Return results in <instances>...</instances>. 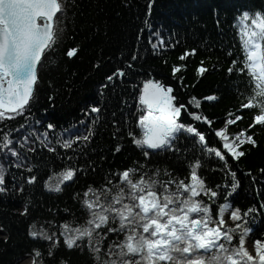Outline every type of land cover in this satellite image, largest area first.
<instances>
[{"label":"trees","instance_id":"trees-1","mask_svg":"<svg viewBox=\"0 0 264 264\" xmlns=\"http://www.w3.org/2000/svg\"><path fill=\"white\" fill-rule=\"evenodd\" d=\"M66 8L65 15L58 14L64 31L58 33L57 43L38 67L39 79L29 105L14 119L0 121V137L11 132V148L19 154L14 157L7 150L0 151V173L5 177L0 185L5 189L0 192V264H20L28 256H33L36 264H93L87 249H68L60 232L65 223L76 227L86 220L82 202L89 186L99 187L110 173L144 162L141 150L128 135L130 131L140 134L137 105L143 81L152 78L171 86L185 105L193 96L198 98L201 107L192 105L188 111L207 116L213 124L195 122L187 112L182 113L181 122L194 124L205 133L210 146L222 151L215 130L234 115L243 119L228 131L248 129L257 114V110H239L249 94L247 75L237 70L229 75L227 69L232 60L244 59L242 30L253 27L249 24L254 14L264 16V0H66ZM245 12L248 21L242 19ZM71 48H77L78 53L69 58L66 53ZM192 49H196L195 55L178 59ZM202 60L208 71L200 76L196 70ZM173 65L182 66L175 77ZM117 69L123 70L124 76L109 82L107 77ZM210 95L217 99L204 100ZM94 106L101 109L98 116L89 114ZM229 112L234 115L229 117ZM49 123L55 128L49 130ZM89 128L94 135L88 142L74 143L71 149L56 143L61 137L86 135ZM18 131L23 136H18ZM45 132L55 152L40 143ZM248 134L254 135L259 146H242L245 156L238 161L228 159L239 182L228 202L242 211L256 209L248 226L253 229V240H264V172L260 171L264 169V126L258 125ZM176 147L179 153H153L149 167L167 168L171 178H184L189 175L187 165L199 157L202 167L198 174L208 186H221L215 205L224 203L232 179L222 171L224 163L214 154L202 157L198 144L186 134L178 137ZM5 162L11 164L6 167ZM69 166L83 171H77L73 181L61 184V191L50 190L57 184L58 174ZM33 176L35 181L29 183ZM168 178L162 171L159 179ZM25 208L27 213L22 214ZM30 232L55 236L50 241ZM57 237L59 244L53 248ZM115 239L111 236L108 242ZM35 250L42 255L35 257Z\"/></svg>","mask_w":264,"mask_h":264},{"label":"snow or ice","instance_id":"snow-or-ice-1","mask_svg":"<svg viewBox=\"0 0 264 264\" xmlns=\"http://www.w3.org/2000/svg\"><path fill=\"white\" fill-rule=\"evenodd\" d=\"M66 11V0H0V121L14 119L29 105L39 79L37 67L42 64L46 53L54 48L58 33L64 31L58 14L65 15ZM248 18L249 13H243L242 19L247 21ZM251 25V29L245 27L241 34L244 59L232 60V66L227 69L229 75L237 70L248 77L245 83L249 94L245 97L246 102L239 106V110H257L248 129L239 131L230 139L227 126L235 125L243 116L229 112L228 116L234 115V118L227 119L225 128L214 133L224 151L210 146L205 133L198 127L181 122L182 113L187 112L195 122L209 127L213 124L207 116L188 111L192 105L196 109L201 107L198 98L193 96L185 105L173 94L171 86L154 79L143 81L137 105L140 134L130 131L128 135L141 150L144 162L137 161L122 171L110 173L99 187L89 186L84 191L82 206L88 214L86 220L76 227L65 223L60 232L68 249H87L93 264H264V240H255L254 254L245 246L246 238L253 231L248 226V218L256 209L242 211L228 202L239 183L236 172L228 167V159L238 161L245 156L242 146L258 147V141L248 131L258 125L264 126V16L254 14ZM152 47L156 49L157 44ZM77 53V48H71L66 55L71 58ZM195 54L196 49L185 51L178 59L184 61ZM136 58L133 55L132 60ZM203 65L202 60L196 70L200 76L208 71ZM181 71L182 66L173 65L174 77ZM124 74L123 70L117 69L107 80L111 82L114 77H123ZM240 94L244 95L243 92ZM216 99L215 95L204 97L206 101ZM100 112L101 109L94 106L89 114L98 116ZM47 128L52 130L55 126L49 123ZM181 134H186L198 144L202 157L210 158L214 154L224 163L222 171L232 178L231 192L224 197V203L215 205L221 186H208L206 179L198 174L202 167L199 157L187 165L189 175L184 178H171L172 173L167 168L149 167L153 153L180 152L176 144ZM92 135L94 132L89 128L86 135L69 136L67 140L61 137L56 143L71 149L74 143L88 142ZM27 139L24 138L25 141ZM40 143L49 151H56L47 132L42 134ZM12 144L11 132H3L0 151L7 150L18 157L19 154L11 148ZM116 151L120 148L117 147ZM77 171L83 169L67 167L58 174V182L50 190L61 191L60 185L73 181ZM162 171L169 177L164 181L159 179ZM260 171L264 172V169ZM35 179L30 177L28 182L33 183ZM4 181V174L0 173V185ZM4 190L0 187V192ZM26 213L27 208L22 214ZM30 235H42L50 241L55 236L37 232H30ZM111 236L117 239L108 242ZM58 244L57 237L53 248ZM41 255L39 250H35V257ZM33 264H36L35 259ZM62 264L66 262L62 261Z\"/></svg>","mask_w":264,"mask_h":264},{"label":"bare ground","instance_id":"bare-ground-1","mask_svg":"<svg viewBox=\"0 0 264 264\" xmlns=\"http://www.w3.org/2000/svg\"><path fill=\"white\" fill-rule=\"evenodd\" d=\"M37 71H38V69H37ZM35 87H36V85H35ZM35 87H34V91H35ZM142 87V86H141ZM18 136H23V132L22 131H18ZM29 138H31L30 136H29ZM19 141H21V140H19ZM33 143V142H32ZM34 144V143H33ZM11 163L10 162H5L4 163V166H9ZM248 240V237L246 238V243L247 244H249V242L247 241ZM245 243V244H246ZM248 246V245H247ZM250 250V252H252L253 254H254V252H255V249H253L252 250V248L251 249H249ZM33 260H34V257L33 256H28V257H26L24 260H22L21 262H20V264H33Z\"/></svg>","mask_w":264,"mask_h":264},{"label":"rangeland","instance_id":"rangeland-1","mask_svg":"<svg viewBox=\"0 0 264 264\" xmlns=\"http://www.w3.org/2000/svg\"><path fill=\"white\" fill-rule=\"evenodd\" d=\"M236 134L237 133H234V134H232V136H235ZM232 136H230V139H231ZM248 242H249V244L246 243L245 246L248 247L249 249L252 248V250H253L254 249V242H251V241H248Z\"/></svg>","mask_w":264,"mask_h":264},{"label":"water","instance_id":"water-1","mask_svg":"<svg viewBox=\"0 0 264 264\" xmlns=\"http://www.w3.org/2000/svg\"><path fill=\"white\" fill-rule=\"evenodd\" d=\"M143 87V86H142Z\"/></svg>","mask_w":264,"mask_h":264}]
</instances>
